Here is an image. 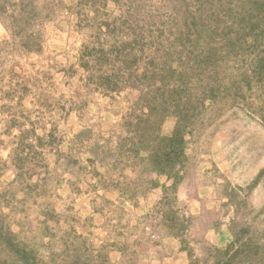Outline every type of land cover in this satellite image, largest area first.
Masks as SVG:
<instances>
[{
  "label": "rangeland",
  "instance_id": "obj_1",
  "mask_svg": "<svg viewBox=\"0 0 264 264\" xmlns=\"http://www.w3.org/2000/svg\"><path fill=\"white\" fill-rule=\"evenodd\" d=\"M98 1L25 0L42 12L21 35L0 22V261L264 264V0ZM162 75L181 97L145 120ZM178 126L176 178L129 150Z\"/></svg>",
  "mask_w": 264,
  "mask_h": 264
},
{
  "label": "trees",
  "instance_id": "obj_2",
  "mask_svg": "<svg viewBox=\"0 0 264 264\" xmlns=\"http://www.w3.org/2000/svg\"><path fill=\"white\" fill-rule=\"evenodd\" d=\"M6 0H0V22L1 24L4 26V30L6 32L9 33V35H11L10 30L11 29H18L19 30V35H21V32H23L25 26L29 25L31 20H34L36 18H39L38 16L41 15V12L36 11L35 6L30 5V4H26V6H22L20 8V5L23 4L25 2V0H14L15 2V8H8L5 4H6ZM99 4L102 5V7H105L107 2H114V3H118V0H99L98 1ZM39 6L40 5H36ZM41 9L42 6H41ZM194 19V22L196 21L195 16L192 17ZM8 21V25L5 24V22ZM116 21V19L114 20ZM113 28L109 29V24L104 26H107L108 28H106L108 30V32L110 33H115V31L119 30V27H115V24H112ZM198 26L195 25L193 31L196 34L195 35V39L193 42V48L195 49H199L198 51V55L195 56V60L198 59L199 56L202 55V58L204 60H207L210 55L211 52L213 51V47L212 45H208V51L205 50L206 47H201L202 46V40H201V34L199 33L200 30L197 28ZM40 33V31H37V34ZM190 34V32H189ZM20 37H24V34ZM183 44V43H182ZM201 58V57H200ZM121 63H123L126 67H127V62L128 59H122L120 60ZM178 70V71H177ZM178 72L179 75H182L181 71H184V68L182 67V65H177V67L172 68L170 65L169 66H163L161 69V74H168V73H172V72ZM120 73H116L115 71L110 74L107 75V84H114L115 81L113 79L114 78H118V75ZM117 76V77H116ZM163 76V75H162ZM178 81H181V78H179ZM158 82V85L155 87V94L154 96L147 98L146 99V104L148 106V112L145 113V120L151 115L152 112V104L154 102V100H156V98H158L156 95L158 93L159 94H163V93H168L170 96L175 97V99H171L174 104L178 103L179 99L177 97H181L180 94L183 90L181 89L182 85L179 84H175L173 82H170V79L168 76L164 75L163 77H157V79H151V81L149 82V87L154 86V83ZM116 84V83H115ZM170 97V98H172ZM178 118L181 119L180 115H177ZM162 117H161V121H162ZM179 120V119H178ZM143 132V131H141ZM135 134L137 135V139L132 138L129 141V150L133 153V156L141 159V160H148L151 164V170L155 171L157 174H164L167 177H172V178H176V171H174V166L177 163H181L182 159L184 157V143H185V139H184V134L182 133L180 127H176L173 132L170 135H160L158 133L153 134V138H155L156 140L159 141L160 143V147L158 149H155L153 147H151L149 145L150 143V135L149 133H141L140 135V130L139 128L136 129ZM151 134V133H150ZM128 144V143H127ZM123 146V145H122ZM145 151L146 152V156H142L140 157V151ZM11 245H9V249H11ZM17 254H19V251H16ZM0 264H8L6 262V260L4 261H0ZM30 264H32L30 262Z\"/></svg>",
  "mask_w": 264,
  "mask_h": 264
}]
</instances>
